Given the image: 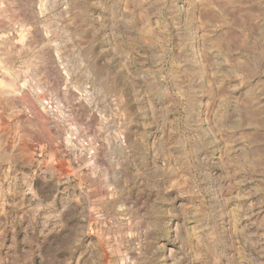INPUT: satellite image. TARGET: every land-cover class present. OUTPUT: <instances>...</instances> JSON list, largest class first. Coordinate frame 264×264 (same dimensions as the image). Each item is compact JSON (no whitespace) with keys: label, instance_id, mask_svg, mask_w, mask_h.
<instances>
[{"label":"rangeland","instance_id":"obj_1","mask_svg":"<svg viewBox=\"0 0 264 264\" xmlns=\"http://www.w3.org/2000/svg\"><path fill=\"white\" fill-rule=\"evenodd\" d=\"M0 264H264V0H0Z\"/></svg>","mask_w":264,"mask_h":264}]
</instances>
